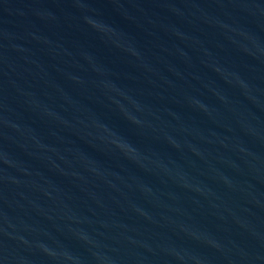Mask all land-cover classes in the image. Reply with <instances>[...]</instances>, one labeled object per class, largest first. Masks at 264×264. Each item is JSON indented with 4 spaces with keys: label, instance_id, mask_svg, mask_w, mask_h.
<instances>
[{
    "label": "water",
    "instance_id": "obj_1",
    "mask_svg": "<svg viewBox=\"0 0 264 264\" xmlns=\"http://www.w3.org/2000/svg\"><path fill=\"white\" fill-rule=\"evenodd\" d=\"M0 264H264V0H0Z\"/></svg>",
    "mask_w": 264,
    "mask_h": 264
}]
</instances>
